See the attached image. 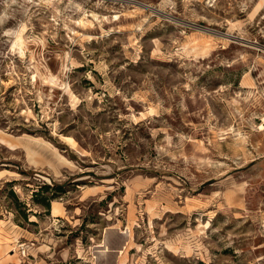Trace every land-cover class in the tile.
Wrapping results in <instances>:
<instances>
[{
	"label": "rangeland",
	"instance_id": "1",
	"mask_svg": "<svg viewBox=\"0 0 264 264\" xmlns=\"http://www.w3.org/2000/svg\"><path fill=\"white\" fill-rule=\"evenodd\" d=\"M262 125L264 0H0V264H264Z\"/></svg>",
	"mask_w": 264,
	"mask_h": 264
},
{
	"label": "trees",
	"instance_id": "2",
	"mask_svg": "<svg viewBox=\"0 0 264 264\" xmlns=\"http://www.w3.org/2000/svg\"><path fill=\"white\" fill-rule=\"evenodd\" d=\"M53 186H56V185H53ZM48 188H49V186H47V185H44L43 187H40L41 190L48 189ZM55 188H61V187H55ZM36 194L38 195L39 193H35V195ZM49 202H50L49 198H42V199L38 200L39 205H41L44 209H48L49 208Z\"/></svg>",
	"mask_w": 264,
	"mask_h": 264
},
{
	"label": "bare ground",
	"instance_id": "3",
	"mask_svg": "<svg viewBox=\"0 0 264 264\" xmlns=\"http://www.w3.org/2000/svg\"><path fill=\"white\" fill-rule=\"evenodd\" d=\"M175 21H176V20H175ZM11 32H12V31H11ZM13 32H14V31H13ZM20 33H21V32H20ZM17 35H18V34H17ZM17 37H18V36H17ZM15 41H16V39H15ZM15 41H14V42H15ZM15 43H16V42H15ZM17 44H18V43H17ZM261 124H262V123H261ZM259 128H260V127H259ZM262 128H264V125L261 126V129H262ZM5 135H8V134H5ZM28 137H29V136H28ZM16 138H17V137H16ZM18 138H21V137H18ZM3 141H4L7 145H9L11 149H13V150L17 149L16 144H13V143L10 142L9 140H3ZM46 143H47V142H46ZM46 143H45V144H46ZM0 173H1V172H0ZM54 214H56V209H55V208H53V215H54ZM10 251H11V252L14 251V247H13Z\"/></svg>",
	"mask_w": 264,
	"mask_h": 264
}]
</instances>
